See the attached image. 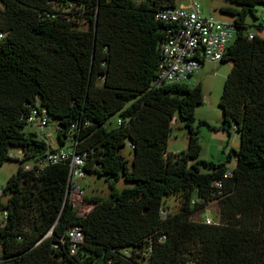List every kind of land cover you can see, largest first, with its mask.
<instances>
[{"label": "trees", "instance_id": "trees-1", "mask_svg": "<svg viewBox=\"0 0 264 264\" xmlns=\"http://www.w3.org/2000/svg\"><path fill=\"white\" fill-rule=\"evenodd\" d=\"M226 1L234 5L219 10L235 30L220 59L231 63L218 106L239 145L232 167L228 154L203 161V171L192 125L200 83L155 82L169 26L155 12L176 0H0V164L10 146L27 157L44 152L24 129L37 104L54 120L59 145L71 132L76 151L87 152L86 174L112 176L108 194L86 193L94 204L78 215L65 196V164L34 172L18 162L0 193V264H264V37H248L245 22L264 0ZM175 113L187 144L173 154L166 141ZM124 139L130 162L118 151ZM120 175L132 184L116 188ZM177 194L179 207L168 212L163 198ZM213 199L216 222L190 218ZM75 225L84 236L71 252L67 230Z\"/></svg>", "mask_w": 264, "mask_h": 264}, {"label": "built area", "instance_id": "built-area-1", "mask_svg": "<svg viewBox=\"0 0 264 264\" xmlns=\"http://www.w3.org/2000/svg\"><path fill=\"white\" fill-rule=\"evenodd\" d=\"M155 17L169 23L160 38L156 83L182 82L205 61H219L235 30L232 18L203 15L199 0H176L172 6L158 8ZM252 35V32L248 33V37ZM25 120L26 124L32 127L30 132L35 133L43 141L45 150L42 154L27 157L22 148H16L9 151L8 156L20 162L22 170L34 172H39L51 164H65L68 168L65 196L78 215L87 214L94 204L92 201L86 202V192L80 182V179L86 175L84 166L87 152L76 151V140L71 132H68L63 143L59 145L57 126L44 107L37 104L31 107ZM120 122L121 120L116 118V123L120 124ZM230 175V170L224 174V176ZM214 185L220 187L221 182L217 180ZM210 202H216V199L208 201L201 209L192 213L190 218L203 220L206 223L216 222L215 217L210 216L207 211ZM197 212L201 213L200 219L195 217ZM161 213L164 215V211ZM5 217L6 210H3L0 214V223ZM67 236L71 242L70 251L75 252L84 236L81 227L79 225L70 227ZM1 250L0 244V255Z\"/></svg>", "mask_w": 264, "mask_h": 264}, {"label": "rangeland", "instance_id": "rangeland-1", "mask_svg": "<svg viewBox=\"0 0 264 264\" xmlns=\"http://www.w3.org/2000/svg\"><path fill=\"white\" fill-rule=\"evenodd\" d=\"M131 1L137 3L142 0ZM199 2L203 15H212L214 17L218 15L225 19L232 18L231 14L218 10V6L220 5H234L231 2L226 0H199ZM253 13L254 16L249 13L245 16L246 30L264 37V6L259 4L255 5ZM71 18L75 21V27L80 29L86 28V19L82 17L76 18L74 16H71ZM229 68V61H205L184 79V82L188 85H194L197 82L201 85L202 101L195 105L192 125L197 127V137L200 143V150L196 156L197 165L203 171L207 169L203 161H224L228 154L230 156L226 162L227 166L232 167L235 163L233 149L236 150L238 148L239 135L232 126H229L228 129L222 126V112L218 106L222 84ZM116 115L117 112L110 114L104 123L112 125ZM175 117L176 119L171 124L166 141V150L173 154L182 152L187 144V129L183 124V120L176 113ZM24 129L30 131L32 127L25 124ZM9 150L13 151L14 147L10 146ZM118 151L130 162L132 149L128 147L127 139H124V144L119 147ZM194 160L189 159L188 163ZM17 167L18 161L14 158L7 159L0 164V193L8 176L15 173ZM111 180L112 176L106 177L104 174L92 173L86 174L80 179V182L83 184L87 195L91 198L92 195L105 197L110 189L109 182ZM131 184L132 181L125 180L122 175L114 182L115 187L118 189ZM90 198L86 199L87 203H91ZM180 202L181 196L179 194L168 195L163 198L162 205L168 212H174L178 209ZM217 210L216 202H210L208 204L207 211L210 216L215 217ZM195 217L196 219H200L201 213H195Z\"/></svg>", "mask_w": 264, "mask_h": 264}, {"label": "crops", "instance_id": "crops-1", "mask_svg": "<svg viewBox=\"0 0 264 264\" xmlns=\"http://www.w3.org/2000/svg\"><path fill=\"white\" fill-rule=\"evenodd\" d=\"M220 6H221V5H220ZM220 6H218V10H219V7H220ZM216 16L219 17V18H221V16H218V15H216ZM233 129H234V128H233Z\"/></svg>", "mask_w": 264, "mask_h": 264}, {"label": "water", "instance_id": "water-1", "mask_svg": "<svg viewBox=\"0 0 264 264\" xmlns=\"http://www.w3.org/2000/svg\"><path fill=\"white\" fill-rule=\"evenodd\" d=\"M229 63H231V61H229Z\"/></svg>", "mask_w": 264, "mask_h": 264}]
</instances>
